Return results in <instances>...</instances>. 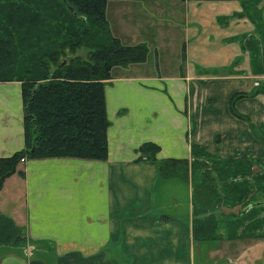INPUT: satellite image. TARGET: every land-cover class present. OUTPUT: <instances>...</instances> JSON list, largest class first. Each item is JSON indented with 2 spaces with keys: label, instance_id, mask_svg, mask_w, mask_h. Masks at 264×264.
Masks as SVG:
<instances>
[{
  "label": "crops",
  "instance_id": "obj_1",
  "mask_svg": "<svg viewBox=\"0 0 264 264\" xmlns=\"http://www.w3.org/2000/svg\"><path fill=\"white\" fill-rule=\"evenodd\" d=\"M157 1L155 8L168 1L172 7L162 10L173 12L159 16L153 42L169 45L182 21L201 30L182 8L190 0ZM149 56L148 50L144 60L112 68L105 86L111 121L106 160L27 158L5 177L0 213L33 241L49 243L53 254L44 246L23 249L21 242L0 246V264H195L196 250L201 262L205 257L212 264L262 262L246 250L264 245V236L197 238L193 188L179 176L162 177L159 168L166 158L191 159L193 144L223 158H264V92L258 86L264 72H253L250 53L247 64L230 71L226 65L218 71L216 65L188 69L182 60L162 70L161 60ZM22 110L20 82H0V157L24 146ZM147 142L159 146L155 158L141 157Z\"/></svg>",
  "mask_w": 264,
  "mask_h": 264
},
{
  "label": "trees",
  "instance_id": "obj_2",
  "mask_svg": "<svg viewBox=\"0 0 264 264\" xmlns=\"http://www.w3.org/2000/svg\"><path fill=\"white\" fill-rule=\"evenodd\" d=\"M105 3L106 0H23L20 52L4 26V14L0 15V82L21 83L24 128L23 148L0 157V187L5 177L17 170L22 158L107 159L111 121L105 86L112 80L113 66L144 60L149 49L144 43L124 44L113 34ZM260 39L264 44V34ZM262 50L252 48L250 53L255 74L264 72L263 45ZM260 91L264 92V82ZM158 150V145L147 142L142 145L141 157L155 158ZM258 162L264 165V158H223L193 144L191 159L166 158L159 174L192 181L193 225L194 221L201 223L194 227V235L205 240L219 239L224 234L217 232V225L234 222L218 217L217 208L245 200L250 194L255 196L263 189L264 177L260 180L253 172ZM239 177L243 182L234 181ZM243 209L235 220L247 215ZM235 225L229 229L233 236L227 233L231 238L264 236L246 230L241 220ZM238 225L244 226L243 232L236 229ZM20 237L19 226L0 213V245Z\"/></svg>",
  "mask_w": 264,
  "mask_h": 264
},
{
  "label": "rangeland",
  "instance_id": "obj_3",
  "mask_svg": "<svg viewBox=\"0 0 264 264\" xmlns=\"http://www.w3.org/2000/svg\"><path fill=\"white\" fill-rule=\"evenodd\" d=\"M190 1L186 5L182 3V8L189 12L187 21L199 22L202 26L201 30L199 29L200 31L196 32L198 29L195 26H189L185 21H182L179 25H175L172 30V38L170 37L169 45L166 46L161 42H153L155 37L153 33L160 31L157 28L159 16L164 17L173 12V10L166 12L162 10L165 9L164 6L172 7V3L163 1L158 4V8H155L153 4L157 3V0H152L151 3L144 0H106L105 11L112 32L119 33L123 37L120 40L124 41V44L126 41H128L126 44H146L150 52L149 59L155 61V59L159 58L162 70H164L165 66H168L169 62L174 61V63H177L182 60L181 64L187 66L188 69L191 66L198 71H209L212 65H216L213 69L218 71L223 68V65H226L228 67L225 66L223 69L230 71L237 69L240 63L245 65L249 62V53H251L252 48L263 52L261 47L262 45L264 47V44L260 36L264 34V0ZM0 4L2 5L0 7V15L4 14V21H6L4 26L13 37L17 52H20V48H23V0H0ZM243 8L245 9L243 10ZM260 16H262V20L258 21ZM161 28L164 30L165 27L162 25ZM166 31L164 30L163 32L165 33ZM194 33H198L199 36L192 35ZM156 48L159 50L158 53L155 52ZM255 54L254 52L253 55ZM263 56L264 54H262ZM258 60L260 61L259 55ZM263 82L264 78L261 79L258 86L263 87ZM21 161L23 160L21 159ZM262 166L264 167L261 162L253 166V172H257L255 175L259 179L264 177V168ZM244 179L252 181L247 177H244ZM234 181L243 182L242 177L236 178ZM188 183V187L191 189L192 181L189 180ZM262 185L263 189L260 188V191L255 196L250 194L245 200L226 205L221 204L217 208L216 214L218 217L234 222L231 225L227 224V222L218 224L217 232L221 230L224 236L232 239L231 236L233 235L229 229L230 227H235V223L241 220L246 226V230L249 229L248 231L253 232L255 235H264V204L257 207L252 206L253 208L250 207L247 210V215L235 220L238 218L240 211L245 206L247 207V204L254 202H249L248 199L264 200V180ZM199 226H201V223L194 221L195 229ZM243 228V225H238L236 229L243 232ZM19 230L20 238L0 246L12 245L18 247L23 242V249L31 250L38 247L39 250V248L44 246L47 247L46 250H48L49 254H53V251L48 247L50 246L49 243L42 245L28 237L25 228H19ZM262 238L260 237L259 239ZM240 242L246 241L242 240ZM29 246L34 247L30 248ZM257 246L260 249H258L257 254H254L253 249ZM246 251H250L251 256L259 257L258 261H262L259 264H264V245L253 243L248 246ZM30 253L31 251H28L29 256ZM200 258L201 255H198L196 250L195 264H212L210 259L205 257L204 262H201Z\"/></svg>",
  "mask_w": 264,
  "mask_h": 264
},
{
  "label": "water",
  "instance_id": "obj_4",
  "mask_svg": "<svg viewBox=\"0 0 264 264\" xmlns=\"http://www.w3.org/2000/svg\"><path fill=\"white\" fill-rule=\"evenodd\" d=\"M69 8L73 11V8L71 6H69ZM263 204H264V200L253 202V203L249 204L246 208H244L243 212H246L252 206H259V205H263Z\"/></svg>",
  "mask_w": 264,
  "mask_h": 264
},
{
  "label": "built area",
  "instance_id": "obj_5",
  "mask_svg": "<svg viewBox=\"0 0 264 264\" xmlns=\"http://www.w3.org/2000/svg\"><path fill=\"white\" fill-rule=\"evenodd\" d=\"M22 160H25V158H22Z\"/></svg>",
  "mask_w": 264,
  "mask_h": 264
}]
</instances>
